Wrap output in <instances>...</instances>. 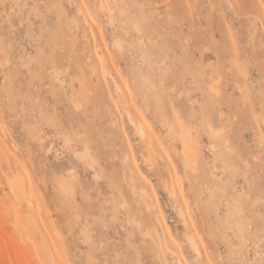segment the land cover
Listing matches in <instances>:
<instances>
[{
  "label": "rangeland",
  "instance_id": "374dc122",
  "mask_svg": "<svg viewBox=\"0 0 264 264\" xmlns=\"http://www.w3.org/2000/svg\"><path fill=\"white\" fill-rule=\"evenodd\" d=\"M0 264H264V0H0Z\"/></svg>",
  "mask_w": 264,
  "mask_h": 264
},
{
  "label": "bare ground",
  "instance_id": "6f19581e",
  "mask_svg": "<svg viewBox=\"0 0 264 264\" xmlns=\"http://www.w3.org/2000/svg\"><path fill=\"white\" fill-rule=\"evenodd\" d=\"M100 5H102V4H100ZM76 86H78V85H76ZM78 88V87H77ZM164 135V134H163ZM207 141V140H206ZM193 147V146H192ZM46 150V149H45ZM190 159V158H189ZM66 188V187H65ZM64 189V188H63Z\"/></svg>",
  "mask_w": 264,
  "mask_h": 264
}]
</instances>
